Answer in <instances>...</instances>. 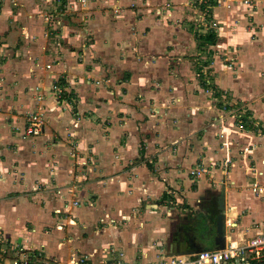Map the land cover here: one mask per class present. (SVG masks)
Wrapping results in <instances>:
<instances>
[{
  "label": "crops",
  "instance_id": "obj_1",
  "mask_svg": "<svg viewBox=\"0 0 264 264\" xmlns=\"http://www.w3.org/2000/svg\"><path fill=\"white\" fill-rule=\"evenodd\" d=\"M18 1L0 9V264L17 244L57 264L216 249L221 200L227 247L264 230V2L214 0L218 42L201 49L192 0H114L92 46L87 28L49 32L38 3ZM40 108L45 131L26 136Z\"/></svg>",
  "mask_w": 264,
  "mask_h": 264
},
{
  "label": "rangeland",
  "instance_id": "obj_2",
  "mask_svg": "<svg viewBox=\"0 0 264 264\" xmlns=\"http://www.w3.org/2000/svg\"><path fill=\"white\" fill-rule=\"evenodd\" d=\"M4 1L3 3L0 2V9L3 7V5H6L7 3L10 4L11 6H16V7H20V3L18 0H1ZM36 3H38V9L40 8V10H38V14L37 16H41L43 18L44 21H46L49 25H50V30L49 32H59V35L62 34V31H65V33H71V29H77V28H87V32H86V44H90V46H92L93 44L97 43L99 41V36H97V32L95 33V28H97V26L95 27V24H91L92 20L94 18V16H96V12H105L107 13L108 17H111L114 15V8H116V4L114 0H35ZM191 4L193 6V10H189L186 14V17L188 18L189 16H192V19L190 21H184L186 22V25L190 26V27H195V29H198V32H206L207 28L213 26V6H207L202 8V4H205L203 0H192ZM34 6L33 3H28L26 4V9H27V13L30 14L32 12V7ZM168 6V5H167ZM168 7H166L167 9ZM63 9V10H61ZM207 10V14L205 15V11ZM79 12L82 13H86L88 12L87 16L85 17V19H88V23H85L84 19L81 21L82 19V15H78ZM117 12V11H116ZM164 14V13H163ZM165 17L164 18H169L172 17L171 12L165 13ZM70 16V18L73 20H70L68 18V16ZM79 17V18H78ZM185 17V16H184ZM185 17V18H186ZM96 18V17H95ZM94 18V19H95ZM188 20V19H187ZM183 21V18H182ZM215 21V20H214ZM47 23L46 24V28H47ZM70 25H69V24ZM90 23V25H89ZM65 25H67V27H65ZM203 27V28H202ZM98 29V28H97ZM90 30V31H89ZM99 31V30H98ZM53 37V36H51ZM208 51L206 50L205 53H207ZM209 52L204 55V57L206 58V64H208V66H210V64H213V51L211 54V57L208 56ZM208 57V59H207ZM205 58L203 60H205ZM233 58H236L233 55ZM233 58H229V60H232ZM201 62H205V61H201ZM228 62V61H227ZM231 62V61H230ZM229 63V62H228ZM200 66L196 65V70L198 71V68ZM200 67L201 71H198L199 74H204V76H210L212 77V74L210 72V70L213 69H206V71H208L207 73H205L204 68ZM202 76V75H201ZM201 76L199 75V78L201 79ZM213 79V77H212ZM6 78L3 75H0V98L3 97V94H5V89H4V83ZM92 82H95L97 85L102 84V80L101 79H91ZM215 83L213 82V85L209 84V87L214 88ZM213 88L211 89V92L213 94ZM216 92L218 91V88L216 89V87L214 88ZM233 93L231 92H226V96L227 98L225 99L233 101ZM214 99V96L213 98ZM226 103V102H225ZM224 102H221L222 107H224L225 104ZM239 106V105H236ZM238 111L236 113H246L247 110H245L242 106L237 107ZM236 109V110H237ZM0 111H2L1 105H0ZM30 113V112H29ZM29 113L26 115L25 118V134L26 136H29L27 133V128H26V124H28V118H29ZM45 124H46V118H45ZM46 126V125H45ZM45 131V130H44ZM43 134V133H42ZM40 136V135H39ZM31 137V136H29ZM32 137H36V136H32Z\"/></svg>",
  "mask_w": 264,
  "mask_h": 264
},
{
  "label": "built area",
  "instance_id": "obj_3",
  "mask_svg": "<svg viewBox=\"0 0 264 264\" xmlns=\"http://www.w3.org/2000/svg\"><path fill=\"white\" fill-rule=\"evenodd\" d=\"M204 3L210 0H203ZM253 0H245L246 5H250ZM264 2V0H258ZM205 15L207 10L205 9ZM213 29H218V23L213 20ZM80 61L84 58L80 57ZM51 66H48L50 68ZM55 88H59L55 86ZM238 125L244 128L246 119L242 113H237ZM45 111L40 108L29 113L26 130L29 136H39L45 130ZM201 169L193 170L192 174L201 176ZM2 238L0 236V243ZM264 259V230H260L246 244L234 246L230 245L225 249H202L188 255L161 256L158 261L146 264H253L254 261ZM88 256L82 255L71 259L70 264H87ZM13 264H57L56 261L47 257L42 248L31 250L24 245H16L15 258ZM117 264H132L126 260H120Z\"/></svg>",
  "mask_w": 264,
  "mask_h": 264
},
{
  "label": "trees",
  "instance_id": "obj_4",
  "mask_svg": "<svg viewBox=\"0 0 264 264\" xmlns=\"http://www.w3.org/2000/svg\"><path fill=\"white\" fill-rule=\"evenodd\" d=\"M216 2L214 0H210V2L202 4V8L207 7V6H213ZM203 28V27H202ZM196 37L198 40V46L201 49H206L210 45H215L218 42V35L217 32L213 28H207L206 32H197ZM206 65V62L204 63ZM199 71H201L200 68H198ZM201 81L202 85L206 88L209 87V84L206 80V77L204 74H201Z\"/></svg>",
  "mask_w": 264,
  "mask_h": 264
},
{
  "label": "water",
  "instance_id": "obj_5",
  "mask_svg": "<svg viewBox=\"0 0 264 264\" xmlns=\"http://www.w3.org/2000/svg\"><path fill=\"white\" fill-rule=\"evenodd\" d=\"M222 209L221 213L217 217V236L215 238L216 249H225L227 247V238H226V224H225V214H224V205L223 200L220 201Z\"/></svg>",
  "mask_w": 264,
  "mask_h": 264
}]
</instances>
